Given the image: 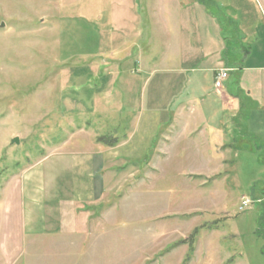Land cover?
<instances>
[{
	"label": "rangeland",
	"instance_id": "obj_1",
	"mask_svg": "<svg viewBox=\"0 0 264 264\" xmlns=\"http://www.w3.org/2000/svg\"><path fill=\"white\" fill-rule=\"evenodd\" d=\"M216 1L220 10L215 3L208 10L234 21L222 17L224 37L233 42L226 57H239L237 27L263 31L264 0ZM110 7V0H0V181L10 174L19 182L39 160L46 168L61 162L55 155L64 147L86 149L82 136L99 120L90 113L98 66L122 59L131 47V36L114 24L98 49L82 51V16L104 31L100 8ZM115 69L107 63L101 73L114 77ZM139 91L140 85L131 94L107 88L105 95L128 103ZM126 111L125 104L101 122L108 141L114 140L108 129L119 127L115 137L123 132ZM256 142L238 141L235 157L220 146L219 163L201 164L192 153L186 163L155 156L148 166L126 164L98 208L76 212L87 225L84 237L59 264H264V146ZM67 187L62 182L60 189ZM242 196L252 203L239 211Z\"/></svg>",
	"mask_w": 264,
	"mask_h": 264
},
{
	"label": "crops",
	"instance_id": "obj_2",
	"mask_svg": "<svg viewBox=\"0 0 264 264\" xmlns=\"http://www.w3.org/2000/svg\"><path fill=\"white\" fill-rule=\"evenodd\" d=\"M213 3L218 5L216 0H110L112 7L100 8L98 17L104 20V31L82 16L87 29L82 51L98 49L102 32L111 34L114 24L131 36V47L122 59L101 61L98 66L97 84L90 88L96 96L90 113L99 120L82 136L86 149L64 147L55 155H61V162L52 160L46 168L39 160L19 182L3 175L0 264L68 260L77 239L84 237L81 227L87 226L76 212L98 208L126 164L148 166L155 156L186 163L192 153L201 164L219 163L225 154L220 146L234 157L237 150L231 149L238 141L255 140L264 146V29L240 24L241 47H233L240 56L228 59L233 42L224 37L222 17L234 21L222 10V17L210 12L208 4ZM87 34L92 36L89 41ZM107 63L116 66L114 77L101 73ZM221 68L229 73L217 89L215 74ZM136 85L140 91L135 102L105 95L107 88L131 94ZM125 104L131 111L125 112L123 132L115 137L119 127L108 129L114 139L108 141L99 133L101 122L106 125L117 111L124 112ZM191 147L196 150L190 151ZM201 147L207 148L206 154ZM64 163L68 165L63 167ZM62 182L66 189H60Z\"/></svg>",
	"mask_w": 264,
	"mask_h": 264
},
{
	"label": "built area",
	"instance_id": "obj_3",
	"mask_svg": "<svg viewBox=\"0 0 264 264\" xmlns=\"http://www.w3.org/2000/svg\"><path fill=\"white\" fill-rule=\"evenodd\" d=\"M228 73H229V69L227 68H221L219 69L216 74H215V80H214V86L217 89L222 88L223 86V82L226 80V78L228 77ZM252 203V200L242 196L240 199V203L238 206V210L239 211H243L244 209H246L247 207L250 206V204Z\"/></svg>",
	"mask_w": 264,
	"mask_h": 264
},
{
	"label": "water",
	"instance_id": "obj_4",
	"mask_svg": "<svg viewBox=\"0 0 264 264\" xmlns=\"http://www.w3.org/2000/svg\"><path fill=\"white\" fill-rule=\"evenodd\" d=\"M14 142H18V139H17V138H14V139L12 140V143H14Z\"/></svg>",
	"mask_w": 264,
	"mask_h": 264
}]
</instances>
